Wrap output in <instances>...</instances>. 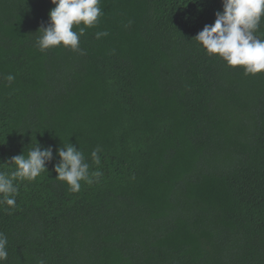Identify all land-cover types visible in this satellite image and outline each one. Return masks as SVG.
<instances>
[{
  "label": "trees",
  "instance_id": "16d2710c",
  "mask_svg": "<svg viewBox=\"0 0 264 264\" xmlns=\"http://www.w3.org/2000/svg\"><path fill=\"white\" fill-rule=\"evenodd\" d=\"M53 7L0 0V171L54 156L0 205L4 264H264V73L193 40L221 0H101L83 54L35 46ZM68 143L103 173L78 192L52 170Z\"/></svg>",
  "mask_w": 264,
  "mask_h": 264
},
{
  "label": "clouds",
  "instance_id": "9594fccd",
  "mask_svg": "<svg viewBox=\"0 0 264 264\" xmlns=\"http://www.w3.org/2000/svg\"><path fill=\"white\" fill-rule=\"evenodd\" d=\"M54 5L48 12L46 25L38 28L35 46L41 50L64 47L80 51V37L85 28L94 27L103 15L101 0H50ZM222 10L215 12L212 24H206L193 38L210 56L222 59L228 67L241 68L245 75L264 73V38L256 33L264 21V0H221ZM83 25L79 31L74 26ZM107 31L95 33L96 39L107 36ZM5 79L9 84L15 79L11 74ZM99 147L90 156L92 162L99 166L101 159ZM59 158L53 165V171L59 181L66 183L69 190L78 192L81 181L86 184L98 182L103 173L90 171L84 153L72 144L62 145L56 150ZM51 146L42 147L35 143L27 154L15 155L8 165L11 171H0V205L15 208L20 183L33 181L47 172V163L53 160ZM8 238L0 232V264L8 258ZM38 264H46L42 259Z\"/></svg>",
  "mask_w": 264,
  "mask_h": 264
}]
</instances>
